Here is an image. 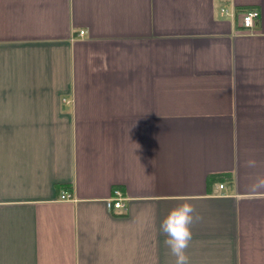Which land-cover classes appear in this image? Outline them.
I'll use <instances>...</instances> for the list:
<instances>
[{
    "label": "crops",
    "instance_id": "crops-1",
    "mask_svg": "<svg viewBox=\"0 0 264 264\" xmlns=\"http://www.w3.org/2000/svg\"><path fill=\"white\" fill-rule=\"evenodd\" d=\"M253 156L264 0H0V264H174L183 199L190 264H264Z\"/></svg>",
    "mask_w": 264,
    "mask_h": 264
},
{
    "label": "clouds",
    "instance_id": "clouds-1",
    "mask_svg": "<svg viewBox=\"0 0 264 264\" xmlns=\"http://www.w3.org/2000/svg\"><path fill=\"white\" fill-rule=\"evenodd\" d=\"M262 165L264 161H258L254 156L244 161V166L249 169H257ZM247 188L252 194H264V173L252 176ZM202 219L195 205L190 200L183 199L161 222L160 230L166 237L164 243L175 257L174 264H190L187 250L193 238L192 226Z\"/></svg>",
    "mask_w": 264,
    "mask_h": 264
},
{
    "label": "built area",
    "instance_id": "built-area-1",
    "mask_svg": "<svg viewBox=\"0 0 264 264\" xmlns=\"http://www.w3.org/2000/svg\"><path fill=\"white\" fill-rule=\"evenodd\" d=\"M226 11V9H222ZM227 12V11H226ZM241 27L247 31H254L257 27V23L260 19V12L258 10H249L242 14ZM81 34H84V31H80ZM221 187H224L221 184ZM71 198L69 195H62V199ZM127 198L119 190L115 189L113 195L110 197L111 207L114 209H124L126 207Z\"/></svg>",
    "mask_w": 264,
    "mask_h": 264
},
{
    "label": "trees",
    "instance_id": "trees-1",
    "mask_svg": "<svg viewBox=\"0 0 264 264\" xmlns=\"http://www.w3.org/2000/svg\"><path fill=\"white\" fill-rule=\"evenodd\" d=\"M228 180H232L230 177H226ZM221 181V182H223L224 181V175L223 174H214V175H211L210 177H209V183L210 182H212V181Z\"/></svg>",
    "mask_w": 264,
    "mask_h": 264
}]
</instances>
